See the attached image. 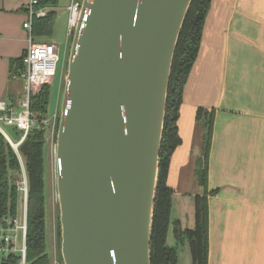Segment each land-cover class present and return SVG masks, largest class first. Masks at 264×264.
I'll list each match as a JSON object with an SVG mask.
<instances>
[{"label": "water", "instance_id": "95a60500", "mask_svg": "<svg viewBox=\"0 0 264 264\" xmlns=\"http://www.w3.org/2000/svg\"><path fill=\"white\" fill-rule=\"evenodd\" d=\"M191 1L80 4L54 149L62 264H151L168 85ZM199 156L196 146L194 195ZM177 256L193 264L186 239Z\"/></svg>", "mask_w": 264, "mask_h": 264}, {"label": "crops", "instance_id": "0c3cea01", "mask_svg": "<svg viewBox=\"0 0 264 264\" xmlns=\"http://www.w3.org/2000/svg\"><path fill=\"white\" fill-rule=\"evenodd\" d=\"M25 4L0 0V99L13 108L23 95L20 70L12 62L27 46ZM200 108L215 115L207 188L217 192L208 196L207 264H264V0H211L207 11L183 86L181 142L170 156L166 181L173 191L172 218L187 228L193 226L192 157L201 146Z\"/></svg>", "mask_w": 264, "mask_h": 264}, {"label": "trees", "instance_id": "16d2710c", "mask_svg": "<svg viewBox=\"0 0 264 264\" xmlns=\"http://www.w3.org/2000/svg\"><path fill=\"white\" fill-rule=\"evenodd\" d=\"M56 2L54 0L52 3L56 4ZM210 4L211 0L191 1L173 57L151 223V264H178V243H183L184 239L188 241L193 264H207L208 196L217 192V189L208 190L207 188V164L213 132L214 110L200 108L196 112V121L201 140L200 156L196 161V176L200 190L193 197V226L191 228L185 227L180 219L172 218L171 196L173 191L166 181L170 156L181 142L177 121L182 101L183 86L197 57L203 25ZM54 19L55 10L49 11L44 17L34 18L32 20V34L34 37L49 36ZM12 63L16 66V70L21 71L22 57ZM49 95L50 84H45L30 98V109L37 114L38 126L28 132L26 137L29 141L28 153L22 157L28 183L25 240L27 264H51L45 246V194L43 180L45 127L42 124V120L48 114ZM20 172L19 159L9 142L0 132V223L18 215V202L22 203V194L17 189L12 175ZM57 232L59 236V222ZM169 234L172 241L167 240ZM18 259V254H10L2 264H17ZM59 260L62 264L61 256Z\"/></svg>", "mask_w": 264, "mask_h": 264}, {"label": "built area", "instance_id": "2783aa9c", "mask_svg": "<svg viewBox=\"0 0 264 264\" xmlns=\"http://www.w3.org/2000/svg\"><path fill=\"white\" fill-rule=\"evenodd\" d=\"M53 1L26 0V20L22 26L27 31V46L22 56V69L20 71V77L23 81V95L18 103V108H13L6 101L0 99V132L4 135L18 157L23 173V178L16 184L17 189L22 194L21 216H16L0 223V264L10 254L19 255L17 264H27L25 240L28 183L19 146L26 140L28 132L38 126L37 114L30 109V98L43 85L52 82L60 60L58 45L52 42L35 41L32 34V20L44 17L49 11L55 10L56 6L52 3ZM81 2L82 0H70L69 4L65 7L68 13L67 38L73 34ZM86 14L85 12L83 21L86 18ZM42 124H44V119L42 120ZM4 126L14 130L18 134V138L12 140L4 130ZM52 264H57V261H53Z\"/></svg>", "mask_w": 264, "mask_h": 264}, {"label": "rangeland", "instance_id": "374dc122", "mask_svg": "<svg viewBox=\"0 0 264 264\" xmlns=\"http://www.w3.org/2000/svg\"><path fill=\"white\" fill-rule=\"evenodd\" d=\"M69 0H57L55 6V19L51 29V33L47 37H34L38 42H52L59 46L60 60L57 66L52 82L50 83L49 107L48 114L44 118L45 127V144H44V194H45V246L46 252L49 254L51 264L59 260L60 255V234L58 236L57 225L59 222V208L56 196L55 185V136L60 120V107L65 87V75L67 72V59L71 45L72 36H66L67 32V10L64 8ZM81 1V0H80ZM59 117V118H58ZM12 140L18 138L14 130L4 126ZM17 184L23 178L22 170L19 174L13 173ZM22 203L18 202V217L21 214ZM60 226V225H59Z\"/></svg>", "mask_w": 264, "mask_h": 264}]
</instances>
